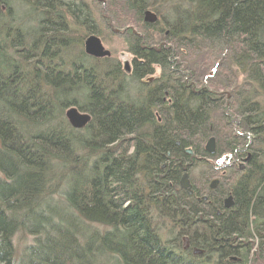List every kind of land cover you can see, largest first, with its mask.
I'll list each match as a JSON object with an SVG mask.
<instances>
[{"label": "trees", "instance_id": "16d2710c", "mask_svg": "<svg viewBox=\"0 0 264 264\" xmlns=\"http://www.w3.org/2000/svg\"><path fill=\"white\" fill-rule=\"evenodd\" d=\"M110 8L138 28L128 31L136 43L131 78L85 54V35L99 27L85 2L0 0V264L264 259V0H113ZM148 10L156 24L144 22ZM192 50L224 61L218 72L244 74L242 87L212 92L190 72ZM155 67L162 76L151 86ZM74 106L91 115L84 129L68 122ZM211 136L227 149L205 152ZM240 142L249 151L234 153ZM225 151L250 164L229 168L223 189L209 191L210 162ZM189 165L206 177L214 202L179 188ZM230 195L234 207L225 209ZM199 222L210 234L197 231L185 251L178 239ZM20 235L30 244L17 257ZM234 255L242 260L232 263Z\"/></svg>", "mask_w": 264, "mask_h": 264}, {"label": "rangeland", "instance_id": "374dc122", "mask_svg": "<svg viewBox=\"0 0 264 264\" xmlns=\"http://www.w3.org/2000/svg\"><path fill=\"white\" fill-rule=\"evenodd\" d=\"M76 1L85 2L88 8L90 9L91 13H94L95 18L98 21L97 23L99 24V27L96 29L97 33L92 34V33H87L88 31H86L87 35H85L83 39V43H82L83 50H86L85 41L87 40V38L94 35L100 38L102 45L105 46L106 49L110 50V52L113 55V59H111V61H113V64L115 66L116 65L120 66V69H121L124 66L123 64H125L127 61L130 62V65H131V61L133 60V58L136 57L135 54L132 53L131 49L132 47H136V43H135V39L130 35L128 31L132 30L135 33H137V30H138L137 26L135 27L131 25L130 22H128L129 19L127 17H124L122 19L120 17V13H119L120 11H117L115 9L113 10L110 8L111 2L113 0H76ZM148 11L153 12L151 10H148ZM144 16H146V13L144 14ZM79 31H80L79 33L81 34L82 32H84V30H82L81 28H79ZM162 38H164V36H161L158 34V36L156 35L154 37V40L155 42H158V40H161ZM160 45H161V42H158V44H155L154 47L158 49ZM215 60H217L215 54H212L210 53V51L208 52L207 50L202 51V52H195L192 50L188 56H185V61L189 63V66H190V72L195 71L196 73H198L200 75V82L202 84L211 83L210 90L212 92L214 93L216 92L219 95L220 94L225 95L227 92L232 94V90L234 87L227 89L226 85H224L225 83L231 84L230 86H236V84H238L237 88L238 89L241 88L243 85V81L245 79L244 74L242 73L239 74L235 69H233V71H230V72L229 71L228 72H225V71L218 72L217 70L219 69L218 63L223 65L224 61L218 60V62H216ZM225 61H226V65L230 64L229 60L225 59ZM155 72L156 73L153 75V77L158 78V76H160L159 70H155ZM205 75L210 76L213 82H211V79L209 78L208 80H206V78H203V76ZM219 84L224 85V86L219 87L221 88L220 90L215 89L217 88V85ZM234 121L236 122L238 120H234ZM219 123L220 121L219 119H217V126L222 128L223 126H221V124ZM216 140H217L216 147L220 146L219 137H217ZM206 143H208V139H206V141L203 143V147L205 146ZM188 150H190V148L187 149V151ZM228 155H230L229 152L227 153L222 152L218 154V156L210 162L211 164L210 166H213L214 172L211 173L212 178L209 181L217 182V186L218 187L220 186L221 189H223L222 183L224 182L223 180L224 177L221 176V174H219L220 171L218 169L225 167L226 163L223 161V158L225 159L226 157L227 158L226 160H228ZM230 162L234 163L233 160H231ZM239 162H235V163L238 164ZM210 166L207 165V167H210ZM229 168L238 169L237 173H240V170L243 169V168H239V165H234V164L232 165L229 164L226 169H229ZM206 169L207 168L203 167V170H206ZM195 177H196V174H195ZM230 197H231V200L233 201L232 195L227 196V198H225V201H224L225 209H231L232 207H234L235 201H233V204L232 206H230V208H226V203H227L226 201H228ZM16 241H17L16 243H18L16 254L18 255L17 257H19L23 255L22 252L24 248L28 244H30L28 242L30 241V239L27 238V240H25V236L20 235L16 237ZM255 249H257V246H255ZM249 260H250L249 264H264V259H262L261 257L259 258L256 252L252 254Z\"/></svg>", "mask_w": 264, "mask_h": 264}, {"label": "bare ground", "instance_id": "6f19581e", "mask_svg": "<svg viewBox=\"0 0 264 264\" xmlns=\"http://www.w3.org/2000/svg\"><path fill=\"white\" fill-rule=\"evenodd\" d=\"M156 16H157V18H158V15L156 14V13H154ZM144 19H145V16H144ZM159 19V18H158ZM158 19H157V22H158ZM156 24V23H155ZM100 39V38H99ZM85 51V54L87 55V56H89L87 53H86V50H84ZM107 51H109V53H110V56H107V57H105V58H98V57H92V56H89V57H91L92 59H97V60H105V59H107V60H109L111 63H113V61H111V59H113V55H112V53L110 52V50H108L107 49ZM128 62V61H127ZM127 62L125 63V64H123L124 66H123V68H121L120 70H121V75L122 76H124L125 78H131V77H133L132 75H133V73H134V69H135V67H136V57L135 58H133V60L131 61V70L129 71V67H128V65H127ZM128 63H130V62H128ZM109 64H103V66H106V67H110V66H108ZM103 66H101L102 67V69H103ZM155 70H159V75L161 74V67H155ZM162 75H160V76H158V78L156 79V78H154L153 77V75H150L147 79L148 80H150V85L151 86H154V84H155V81H157V80H159L160 79V77H161ZM97 85H99V86H103L100 82H97ZM164 88V86H162V85H160V87H157L156 89H159V91H160V89H163ZM204 89V87H202V86H200V85H198L197 86V88H196V91L199 93V94H201V95H203V97H202V100L203 99H205V97H206V94L204 95V93L202 92V90ZM200 95V96H201ZM160 98H162V100L163 101H165L167 98H168V96H167V92L165 91V93L163 94V95H161V96H159ZM190 106H192L193 108L194 107H198L199 105H198V103H196V101H194L193 103H190ZM72 108V107H71ZM73 108H76V109H78L79 110V108L78 107H73ZM68 110H70V108H67L66 109V111L68 112ZM80 111V110H79ZM66 112V113H67ZM155 114H156V118L158 119V122L159 123H161L162 122V118H160V116H159V114H157L156 112H155ZM70 123V122H69ZM71 124V123H70ZM72 126V125H71ZM246 136H248L247 134H246ZM212 138H214L215 139V148H216V152H215V155H216V153L219 151V148L217 149V147H216V144H217V140H216V138H215V136H211L209 139H208V141L210 140V139H212ZM248 138H252V136L251 135H249L248 136ZM245 143V142H244ZM201 145V144H200ZM207 145H208V143H206L205 144V146L204 147H202V148H204V150H205V152H207L208 154H210V155H212V153H210L209 151H208V149L206 148L207 147ZM221 146V148H223L224 150L225 149H227V144H225L224 143V141L222 142V144L220 145ZM202 150V149H201ZM247 151H249V149L248 148H246V147H244V145L240 142L239 144H238V149L237 150H235L234 151V153H236V154H239V152H247ZM225 152H227V151H225ZM232 152V151H231ZM187 153L189 154V155H193L194 154V149H190V150H188L187 151ZM230 153V152H229ZM235 156V154H232V153H230V155H228V160H226L227 158L225 157V159L223 158V161L226 163V165H225V167H222L221 169H218L220 172H219V174H221V176H224L226 173H227V171L229 170V169H226L227 167H228V165L229 164H234V165H239V168H243V169H245L244 167H245V165L247 164H250V160H248V158L247 159H245V160H239L238 158H236V157H234ZM194 157V156H193ZM231 160H233V162L234 163H231L230 161ZM239 161H241V162H239ZM235 162H239L238 164H236ZM241 164V165H240ZM188 168L189 169H185L184 171L185 172H183L184 173V175H183V177L187 174L188 175V179H189V182H190V185H189V187L188 188H184V183H182V181L180 180V181H178L179 182V188L182 190V191H184L185 193H188V195H193L194 194V192L193 191H195L196 189H200L202 192H204L205 193V195H206V198H205V200H206V202H214L217 198H218V196L217 197H215V196H213L212 194H210L208 191H206L205 189H204V180H206V177H200L202 174H200V170L199 169H193L192 171H191V168H192V166L191 165H189L188 166ZM218 168H220V167H218ZM206 173V172H205ZM195 174H196V177H195ZM198 174V175H197ZM207 174V173H206ZM183 177H182V179H183ZM193 181H194V184H193ZM208 189H209V191H212V192H215V191H217L218 189H219V187L217 186V182H210L209 184H208ZM202 200H203V198H202ZM204 201V200H203ZM218 215H220V210H218ZM163 217V216H162ZM162 217H160L159 216V218H158V221H161V220H163V218ZM160 218H162V219H160ZM153 220L155 221V218H153ZM155 223H157V224H160V223H158V222H156L155 221ZM154 223V224H155ZM196 225H198L199 226V230H193L192 229V227H191V229H189L187 232H185V233H183L181 236H180V238L178 239V243L180 244V245H182V247H184V250L185 251H189L190 249H191V246H190V244H191V241H192V239H193V237L195 236L194 234L198 231L199 232V234L200 235H209L210 234V230L212 229V227H211V225H205V224H202V222H199V224H196ZM17 246H18V244H17ZM242 250H244V255L245 256H247L246 254H247V250L245 249V248H243ZM201 253V251L200 252H196V254H200ZM246 258V257H245ZM250 258V257H249ZM240 260H242V258H241V255H240V257H239V255L238 256H236V255H234L232 258H231V262L233 263V262H236V261H240Z\"/></svg>", "mask_w": 264, "mask_h": 264}, {"label": "water", "instance_id": "95a60500", "mask_svg": "<svg viewBox=\"0 0 264 264\" xmlns=\"http://www.w3.org/2000/svg\"><path fill=\"white\" fill-rule=\"evenodd\" d=\"M157 16L150 11H146V16H145V22L150 23V24H155L157 23ZM86 45V53L89 56L92 57H99V58H105L107 56H110L109 51L105 48V46L102 45L101 40L96 37V36H91L88 37L87 40L85 41ZM127 65L129 67V71L131 70V65L130 63L127 62ZM66 117L68 119V122L71 123L72 127L75 129H84L86 126L91 122V115L89 113H83L79 111L76 108H70L68 112L66 113ZM210 153L215 154L216 148H215V139L212 138L208 141V145L206 147ZM182 183H184V188H188L190 185L188 175L186 174L183 179L181 180ZM226 208H230L232 206L233 201L231 200V197L228 201H226Z\"/></svg>", "mask_w": 264, "mask_h": 264}]
</instances>
